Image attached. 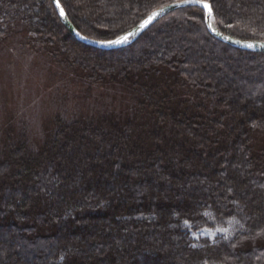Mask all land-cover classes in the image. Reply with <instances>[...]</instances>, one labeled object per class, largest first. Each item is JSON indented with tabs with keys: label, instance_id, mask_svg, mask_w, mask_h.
Here are the masks:
<instances>
[{
	"label": "trees",
	"instance_id": "obj_1",
	"mask_svg": "<svg viewBox=\"0 0 264 264\" xmlns=\"http://www.w3.org/2000/svg\"><path fill=\"white\" fill-rule=\"evenodd\" d=\"M60 1L83 34L112 39L178 0ZM209 1L223 32L264 40V0ZM205 18L180 7L107 50L78 40L53 0H0V45L20 38L127 108L72 101L40 136L0 121V264H264V51ZM231 220L230 238L194 243L188 224Z\"/></svg>",
	"mask_w": 264,
	"mask_h": 264
},
{
	"label": "rangeland",
	"instance_id": "obj_2",
	"mask_svg": "<svg viewBox=\"0 0 264 264\" xmlns=\"http://www.w3.org/2000/svg\"><path fill=\"white\" fill-rule=\"evenodd\" d=\"M19 40L20 38L12 37L0 45V121L8 115H17L18 121L21 120L19 118L27 121L33 135L40 136L50 118L72 101L75 104L80 102L82 107L73 105L74 107L67 108L69 112L78 111V108L87 111L88 107L94 106L95 109H127L116 89L102 85L88 88L84 83L68 80L65 74L59 72L62 70L60 63H50L46 54L24 49ZM75 78L79 80L78 77ZM188 226L194 243L198 244L202 237L211 240L221 236L230 238L240 224L231 220L200 229H192L190 224Z\"/></svg>",
	"mask_w": 264,
	"mask_h": 264
},
{
	"label": "water",
	"instance_id": "obj_3",
	"mask_svg": "<svg viewBox=\"0 0 264 264\" xmlns=\"http://www.w3.org/2000/svg\"><path fill=\"white\" fill-rule=\"evenodd\" d=\"M57 12L62 20V22L69 28V30L71 31V33L80 41L92 45V46H96L99 48H103V49H116V48H120V47H124L127 46L129 44H131L132 42H134L138 36L143 33L144 31H146L152 24H154L157 20H159L161 17H163L164 15H166L167 13L180 8V7H185V6H201V4H195L190 2V0H178L169 4H166L164 6H161L155 10H153L151 13H149L140 23H138L136 26H134L133 28H131L130 30H128L127 32H125L124 34L117 36L115 38L112 39H97V38H93L90 36H87L85 34H83L81 31H79L77 29V27L73 24V22L70 20L68 13L64 7V5L62 4V2L60 0H53ZM204 2L209 3L211 5V9H212V14H209L208 10L205 9L206 12V24L208 27L209 32L218 37L219 39H221L224 42H227L233 46L239 47V48H243L246 50H252V51H264V40H260V39H240L237 38L235 36H232L228 33L223 32L220 28H218L215 24H214V8L212 5V2L209 0H204ZM59 4V6H58ZM63 8L64 10V15H61L60 9ZM156 12L158 13L156 16L152 17V19L149 21V17L152 16V13ZM145 21H149L147 24H145ZM143 25V26H142ZM128 33H133V35H131L125 42L119 43V44H102V43H98V41H111V40H116L121 36H125ZM248 43H253L254 46L253 47H248L247 44Z\"/></svg>",
	"mask_w": 264,
	"mask_h": 264
},
{
	"label": "snow or ice",
	"instance_id": "obj_4",
	"mask_svg": "<svg viewBox=\"0 0 264 264\" xmlns=\"http://www.w3.org/2000/svg\"><path fill=\"white\" fill-rule=\"evenodd\" d=\"M187 2V0H186ZM190 2L195 3V4H201L203 9H207L209 14H212V9H211V5L209 3L204 2V0H190ZM59 6V4H58ZM61 15L63 16L64 10L63 8L60 9ZM158 13L153 12L152 16L149 17V21L152 19V17L156 16ZM149 21H145L144 23L147 24ZM143 26V25H142ZM131 35H133V33H128L125 36H121L116 40H111V41H98V43H102V44H119L122 42H125ZM248 47H253L254 44L253 43H248L247 44Z\"/></svg>",
	"mask_w": 264,
	"mask_h": 264
}]
</instances>
